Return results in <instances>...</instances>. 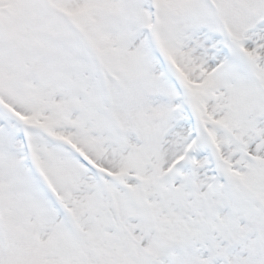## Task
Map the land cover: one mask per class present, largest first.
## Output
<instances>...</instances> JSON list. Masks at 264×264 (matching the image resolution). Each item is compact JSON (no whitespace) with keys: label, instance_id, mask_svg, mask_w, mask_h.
<instances>
[{"label":"snow or ice","instance_id":"snow-or-ice-1","mask_svg":"<svg viewBox=\"0 0 264 264\" xmlns=\"http://www.w3.org/2000/svg\"><path fill=\"white\" fill-rule=\"evenodd\" d=\"M0 264H264V0H0Z\"/></svg>","mask_w":264,"mask_h":264}]
</instances>
